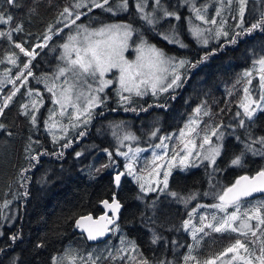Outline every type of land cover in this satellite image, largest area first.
I'll return each mask as SVG.
<instances>
[{
    "label": "trees",
    "instance_id": "trees-1",
    "mask_svg": "<svg viewBox=\"0 0 264 264\" xmlns=\"http://www.w3.org/2000/svg\"><path fill=\"white\" fill-rule=\"evenodd\" d=\"M180 1L160 0L158 12L153 15L156 24L151 26L141 19L135 7L136 0H129L128 10L120 12H108L103 8H92L91 11L88 7L76 8L80 0H14V4L0 0V13L5 18L8 15L13 17L8 23H0V32L11 34L10 38L8 35L0 36V100L2 96L8 97L13 92L10 87L18 70L16 65L22 67L27 60L16 44L32 50L35 43L44 44L48 41L44 39L46 35L52 37L75 20L78 13L81 15L76 23L91 26L130 23L138 30V35L142 34L150 43L164 48L167 55L196 64V67L186 64L181 69V87L161 95H131L129 103L121 104L117 88L112 87L110 101L108 97H102L105 103L93 111L88 126L83 125V128H77L53 143L52 134L45 125L55 106L48 88L51 75L59 64L56 56L61 53L62 42L68 36L70 27H65L59 36L50 40L43 51L44 64L41 58L36 62L35 77H41V80L34 81L30 88L27 83L18 88L19 91L0 115V124L5 125L0 129V264H53L54 258L68 256L82 257L83 260L78 259L77 264H90L89 254L96 264H143L144 260L148 264H159L160 261L165 264H185L186 255L194 256L203 264L219 256L228 244H233L228 236L229 231L218 233L205 229V233H196L193 238L191 227L185 230L182 225L184 220L189 219L193 209H196L194 213L201 216L202 209H209L210 205L218 203L215 194L231 186L238 177L253 176L264 169V156L250 152L243 155L241 166L231 165V160L244 152L246 143L264 137V111L258 110L249 120L240 107L243 91L240 90L235 98H230L227 89L228 82L234 76L251 69L253 61L264 56V30L256 29L251 34L238 37L236 44L228 43L242 28H248L261 19L264 15V0H247L242 28L237 27L241 24L240 16L236 15L239 10L237 0H232L230 6L224 5L219 21L224 24L222 31L227 32L228 36L221 35L210 39L206 45L197 46L191 33H187L186 39L191 40L188 51L159 37L160 32L166 33L164 25L183 24L185 28L186 24L190 27L189 21L195 24L192 9L190 12L187 10L188 2L185 3L186 8L182 9ZM116 2L109 0L108 6H114ZM148 4L157 9L155 0H148ZM65 8L70 10L71 16L67 13L61 15ZM179 8L181 12H188L187 21L181 22L183 16L177 13ZM164 9L175 12L180 19L165 17ZM83 14L85 16L82 17ZM17 27L22 30L16 31ZM212 52L215 54L208 56L207 60L196 63ZM13 54L15 64L9 60ZM40 64H43L42 67H39ZM43 77H47L45 81ZM254 79L256 83L257 77ZM30 89L39 95L29 96L27 93ZM214 94L218 105L229 106L227 111L221 113V120L215 114V109L206 120L204 115L210 105L208 100ZM41 97L43 103L39 105L38 111H34L31 101H39ZM23 105H28V114H25ZM198 107L201 111L196 114L195 109ZM135 112L146 119H152L155 115L173 119L165 122L155 120V123L142 130L137 124L130 123ZM237 112L241 115L237 116ZM33 114L37 117L35 125L31 121ZM196 115L204 119L198 130L200 139L205 133L210 134L213 128L223 133L219 140L221 155L216 158L214 165L193 160L187 167L175 168L164 191L142 192L141 181L127 174L119 186L115 185V175L120 171L126 172L128 160L117 155V149L125 152L126 148L113 135L114 131H118L121 137L125 132L142 137V147L156 146L161 137H171L166 140L171 150L178 148L173 143L179 140L178 134L186 122ZM241 120H244L243 127L239 126ZM153 131L159 135L157 141L153 136V139H147ZM81 132L85 134L80 136ZM69 142L71 146L64 148L63 145ZM127 142L124 141L123 145ZM253 147L259 149L262 146L256 143ZM105 149L112 153L111 161ZM45 151L49 154L40 155L39 162L31 159ZM60 152L63 156L53 154ZM77 152L82 155L77 157ZM106 164L110 166L103 167ZM45 177L47 182L41 183ZM25 192L27 195H24ZM172 192L177 193V196H172ZM113 195L122 205L120 218L106 241L90 243L79 232L75 221L84 215L102 214L101 203L104 200L111 202ZM5 202H8L7 207H2ZM261 202H264V195L244 200L242 204L253 206ZM232 211L234 207L230 206L227 212ZM215 214L219 217L224 213L217 210ZM263 229L264 225H261L255 230V237L250 234L247 238L239 239L251 250L252 246L257 245L259 251L260 242L264 239L261 236L264 234ZM13 235L18 237L15 241L11 239ZM154 236L160 237L156 243L152 242ZM196 260H190L188 264H196ZM64 264H69V261L65 259Z\"/></svg>",
    "mask_w": 264,
    "mask_h": 264
},
{
    "label": "snow or ice",
    "instance_id": "snow-or-ice-1",
    "mask_svg": "<svg viewBox=\"0 0 264 264\" xmlns=\"http://www.w3.org/2000/svg\"><path fill=\"white\" fill-rule=\"evenodd\" d=\"M9 4H14V0H7ZM187 2V0H185ZM247 0H239V15L241 19V24L237 27L242 28L243 17L245 12V5ZM157 8L160 7V0H155ZM228 3H231V0H228ZM146 0H136L135 7L140 14V17L148 25L154 26L156 21L151 13L145 12ZM109 0H80L76 3V8L88 7L89 11L92 8H103L108 12H120L127 11L129 7V0H117L114 6H108ZM193 12L195 13L196 19L202 21L204 24H215L216 20H209L206 18V15L202 14V9L193 7ZM67 13L69 16L72 15L68 8L64 9V12L61 13L63 16ZM165 17H175L176 20L180 19V16L175 12H169L166 9L163 10ZM217 15H220V10L217 9ZM80 13L76 14V19L72 20L71 23L75 24L76 20L80 18ZM13 17L8 15L5 18L3 13H0V23H8ZM191 28V35L197 37L198 39L204 36L205 31H210V29H203L199 25L192 24L189 21ZM68 25L66 24L65 27ZM261 29L264 30V15L261 16V19L256 23L252 24L248 28H242V31L237 32L228 43L236 44L237 38L251 34L254 30ZM16 31H21L20 27L15 29ZM134 32H138L137 29H134L132 25L127 23H118V24H106L99 28L89 29L84 25H78L75 35H69L67 42L61 45L63 48V54L61 59L66 62L65 67H60L58 73L60 76H65L66 73L71 74V81L68 79L65 80L66 86H61L59 96L54 99V103L60 106V116H64L68 106H71L73 109V114L69 115V124L75 128L78 126L79 122L87 124L92 118V109L97 107L100 104L105 103V99H102L98 93H103L104 89L113 84L112 79H106V74L112 73L113 70H116V83L119 87L117 89V96L119 97V102L121 104H126L131 101V95L135 94L136 96H143L151 91L153 96L158 95V93L168 92L169 89H175L182 86L181 75L177 71L179 68H183L186 64H190L191 67H196V64H191L190 61L186 59H177L174 56L167 55L163 49L158 48L154 44H149L147 40L144 39L143 35H139L140 43L136 45L135 52L136 57L134 60H129L125 57L124 53L129 49L130 44L129 40L132 38ZM8 35L10 33L0 32V36ZM165 41H168L173 44H178L180 47H186L183 44L178 34L175 31V28L172 27L167 33L160 34ZM221 35L228 36L227 32L222 30H217L216 37L219 38ZM45 41L51 39L50 36L44 37ZM203 44H207V39H202ZM16 47L20 49L25 56L29 57L28 63L23 65L24 69H27V75L25 76L23 72L20 73L22 77V83L27 82V78L32 76L33 73L29 65L31 64V59L34 58L37 53L35 51L26 50L21 44H16ZM37 47H42V45H37ZM215 52L208 53L196 63H202L204 60L208 59V56L214 55ZM11 63H16V58L13 56L9 57ZM258 73L259 76V97L254 99L252 97L251 90L249 87L244 88V97L240 102V107L243 108V115L249 120L254 116V114L259 111H264V56H261L259 59L253 61V67L251 69L245 70L243 72V77L247 80V84H252L253 73ZM115 75V74H114ZM91 77L93 81H98V87L95 89L92 88L91 84H87L86 78ZM55 79V78H54ZM77 82H83L87 84L88 94L86 95L84 91L76 90L78 88ZM55 85L48 88L49 92L53 93V96L56 97V92L53 91ZM19 89H15L8 97L5 99L3 107H0V115L3 114L4 108L7 107L8 102L11 101L12 97L16 95ZM129 93L128 96H125L123 93ZM29 96L39 95L38 93H33L30 89L27 93ZM174 98V97H173ZM43 103L42 97L39 101L32 100L31 107L34 111L39 110V105ZM25 109V114L27 113L28 105L22 106ZM127 110V109H126ZM135 111V109H132ZM201 109L198 107L195 109V113L199 114ZM207 114V113H205ZM56 113L50 111L48 120L45 121L48 131L52 134L53 143L57 142L60 137L55 134L56 129H61L65 134L67 133V128L61 124L60 121L55 120ZM237 116L241 113L237 112ZM81 117L83 120L81 121ZM32 124L35 125L37 122V117L35 114L31 116ZM75 121V122H74ZM197 120L190 119L189 122L185 125V129L180 131L181 143L183 148L181 152H176L173 150L172 159L167 162V169L163 172V180L158 179L160 172L158 169L161 165L156 164V161L163 159L161 155L153 152L152 172L149 173V179L144 183H140V189L142 192L156 191L157 189L152 187L153 179H155L156 185L163 184V188H160V191H164L168 186V178L170 175V169L174 166L187 167L190 161V157L195 155L199 157L201 161H207L211 164L216 163V158L221 155L222 145L217 143H212V137H217V140L222 139L223 133L218 132L216 128L212 129L211 136L205 133L202 137L201 142L197 145L196 140L192 137L199 136L197 130ZM241 127L244 126V120L240 121ZM5 125L0 124V129L4 128ZM119 128V126H116ZM158 131V130H157ZM85 133H79L80 136H83ZM113 135L117 137L121 144L124 141H133L137 137L131 132H125L121 137L118 134V131H114ZM157 135L156 131L151 133V136L155 137ZM188 139H184L185 137ZM161 143L156 145V148L167 149V145L164 143L165 140L171 139V137H161ZM259 143L262 147L257 149L253 147L254 144ZM71 146V142L63 145L64 148ZM199 148L200 151L193 152L194 149ZM111 161L112 153L108 152L107 149L104 150ZM144 151L140 148L133 149L129 146L127 152H120L117 149V155L124 156L127 160L132 161L136 159L138 153ZM245 152H250L253 155L264 156V137H260L258 140H253L244 145V152H241L240 155L236 156L231 160V165L241 166L242 157ZM46 151L44 153L38 154L37 156H32L31 159L39 162L40 155H48ZM57 156H63V153H53ZM131 154V155H130ZM81 152H77L76 156H81ZM173 161H176L177 164H174ZM35 167V165H32ZM110 165H104L103 167H109ZM126 172L117 173L114 177V183L116 186H119L121 183V177L125 174L135 175V169L131 162L125 164ZM27 171V169L25 170ZM99 171V170H97ZM215 171V169H214ZM138 182L144 181L145 178L141 175L135 176ZM46 177L42 178L41 183H45ZM147 184V187H146ZM254 193H264V169L257 172L254 176H241L235 181L230 187L222 189L221 193L215 194L218 199V203L212 204L209 207L219 210L221 213H224L222 216H217L215 213L211 216V221L205 223L208 219L207 216L201 215L200 227H196L192 224L191 217L196 209H193L192 213H189V219L183 221V228L188 230L191 227L193 238L196 237V233H205V229H211L214 232H237L242 235H248L251 233L253 237L256 236V231L253 229L250 221H257L256 228H259L261 225H264V215H262V210H264V202L259 203L257 206H254L250 209H246L241 212L242 201L251 197ZM27 195V192L24 193ZM172 196H177V193L172 192ZM208 195V193H205ZM194 197H189L192 199ZM7 203L2 207H7ZM105 209H110L112 215L109 216L107 213L99 217V219H93L91 215L81 216L75 221L77 228L82 229L87 232V238L89 240H95L98 237H102L106 232L112 231L109 228V225L114 224V219L120 211L121 205L120 202L113 195L111 203L108 200L103 202ZM229 205L234 207V211L231 213L227 212ZM2 214V213H0ZM238 223V227L234 224ZM18 237L13 235L11 239L15 241ZM160 237L154 236L152 242L156 243ZM255 243V241H253ZM39 246V245H38ZM135 249V245H132ZM190 251H191V246ZM243 250L246 255H241L240 250ZM227 253H232L230 260L226 261V264H233L234 261H240L242 264H264V239L260 242L259 255H256L245 243L240 239H237L234 244L225 249L224 253H221V256L226 255ZM67 259L69 264H77V260H83L82 257L78 258L76 256H68L61 258H54L53 264H64V260ZM134 259V257L132 258ZM215 259H208L203 262V264H216ZM190 260H196L194 256L186 255L184 257L185 264H188ZM90 264H96L95 260L91 259V254H89ZM143 264H148L147 260L143 261ZM159 264H165L164 261H160ZM196 264H201L199 260H196Z\"/></svg>",
    "mask_w": 264,
    "mask_h": 264
},
{
    "label": "rangeland",
    "instance_id": "rangeland-1",
    "mask_svg": "<svg viewBox=\"0 0 264 264\" xmlns=\"http://www.w3.org/2000/svg\"><path fill=\"white\" fill-rule=\"evenodd\" d=\"M187 2H188V5L191 8L189 6H187V5H185V3H186L185 0H182V1H180L181 8L182 9H185L186 6H187V10H188V12H190L191 9H193V7L200 8V9H202V14L206 15V18L207 19H209V20L215 19L216 20V23L215 24H204L202 21L197 20L196 19V16H192V20H193V17L195 18V21H196L195 22V25H199L203 29H210V31H205L204 36L202 38H200V39H198L197 37H194L193 35H191L192 40L195 42V44L197 46L205 45V44L202 43V39H207L208 40V43H209L210 39H215L216 38V32H217V30L218 29L219 30H222L223 29L224 24L221 23V20L219 21V15L216 14L217 13V9H219L220 10V13H221V11L223 9V6L224 5L230 6V3H228V0H187ZM224 2H226V3H224ZM213 3H214V5L212 6ZM237 3H238V8H239V0H237ZM211 6H212V9H211V11H209V9L211 8ZM178 10H179V12H177V13L178 14L179 13L180 14L182 13L181 15L183 16V20L181 22L187 21L188 18H189L188 12L187 11L181 12L180 8ZM145 12L146 13H151L152 15H155V12H158V8L157 9H154L153 6H150L148 4V0H146ZM193 15H195L194 12H193ZM236 15H239V10L237 11ZM83 16H85V14H83L82 17ZM118 23H126V22H115V23H111V24H118ZM127 24H130V23H127ZM78 25H84V26L88 27L89 29H95V28H99V27L103 26V25H101V26H98L97 27V26L88 25L86 23L84 24V23H76V22H75V24L69 23L68 26H67L68 28L70 27L68 36L70 34L71 35H75L76 34L77 26ZM104 25H106V24H104ZM182 25L183 24H180L178 26H175L174 24L164 25V30L167 33L172 27H174L176 33L178 34V37H179L180 41L183 44H185L186 47H180L178 44H173V43H170L168 41L167 42L169 44H172V45L180 48L181 50L188 51V50H190V44H191L190 41L191 40H187L185 35L187 33H191V31H190V27H188L187 24H186V27L185 28H183ZM64 28H61L58 32H56L51 37V39H49L46 43H44V44H42L41 42L35 43L34 46L32 47V50H28V51H35L37 53V55L34 58L31 59V64L29 65V67L31 68V71L33 73L32 76H29L27 78V82L26 83L29 85V88L32 87V84L35 83L34 81L41 80V77H35L36 76V69H37V67H36L37 59L41 58V61L44 64L45 57L43 56V51L45 50V48L47 47V45L50 43V40H52L55 37L59 36L62 33V31H63L62 29H64ZM160 34H161V32L159 33V37L162 38V36ZM68 36L62 42V45L67 42ZM144 39L146 40L145 37H144ZM147 42L149 44H152L149 41H147ZM139 43H140L139 35L137 34V32H134L132 38L129 40L130 47L124 53V55H125L126 58H128L129 60H134L135 59V57H136L135 47ZM37 45H42V47H37ZM155 45L158 48H161L165 52H167L164 48L158 46L157 44H155ZM63 51L64 50L62 48L60 55L58 56V54H57V56H56L57 57L56 58L57 59V63H59V64L57 65L56 69L52 73L51 79H50V83H49V86L50 87H52L53 85H55V88L53 89V91L56 92L57 96L56 97L53 96V99H56L59 96V92H60L61 86H66L65 85V80L66 79H68L70 82H72L71 81V74L70 73H66L65 76H60L59 73H58V69L60 67H65L66 66V62L61 59V56L63 54ZM171 54H174V53H171ZM28 61H29V57H27L26 63H28ZM43 64H40L39 67H42ZM16 69H18V70L16 72V76L14 77V79L11 82V87H10L11 89H10V91H14L17 88H21V86H23V84H25V83H22V77H20V78H18V77L20 76V73L21 72H23V74L26 76L28 70L27 69H24L23 66L20 67V64L16 65ZM181 69L182 68L177 69V71L179 72V74L181 72ZM242 74L234 76L233 79H231L228 82L229 88H227V89L230 91L229 97L230 98H235L236 96L239 95L240 90L243 91L244 88L247 86L251 90L252 97L254 99H258L259 92H260L258 73H256V72L253 73V78H252V84L251 85H248L247 84V80L243 77ZM116 75H118V73H116V70H113L112 73L106 74V77L105 78L106 79H112L114 82H113V84L107 86L104 89V92L103 93H98V95H100L101 98L105 96V97H108V101H110V99H111L110 89L112 87H116L118 89L119 85H118V83H116V79H115ZM255 76L257 77V82L256 83H254ZM46 78L47 77H43L42 79L45 81ZM86 81H87V84H91V86H92L93 89H95L96 87L99 86L98 85V81H93L91 77H87L86 78ZM77 83H78V88L76 90L84 91L85 94L87 95L88 94L87 84H84L83 82H77ZM182 84H183V82H182ZM172 90L173 89H169V91H172ZM148 93H151V91L149 90ZM243 93H244V91H243ZM123 94L125 96H128L129 95V93H127V92H125ZM161 94L162 93H158V95H161ZM52 95H53V93H52ZM132 95H135V94H132ZM6 97H7V95L2 96V98L0 100V107H3V105L5 103ZM208 101L210 102V105L207 106V112H206L207 114L204 115V117L206 118V120L209 118L208 115L210 114V112L212 110H214V109L216 110L215 111V114H217L218 117H219V120H221V116H220L221 113L227 111V106H229V105H227V104L218 105V99H217V97H216L215 94L214 95H211V98ZM99 106L100 105H98L97 107H99ZM97 107H95L94 109H92V117H93V111ZM242 110H243V108H242ZM52 112H55L56 113L54 119L60 121L61 124L67 128V133L66 134L61 129H56L55 130V134L58 137H60V140L63 139L64 137L68 136L72 131L76 130L77 128H80L81 129V128H83V127H81L83 125L88 126L90 124L91 120H92V118H91L90 122L87 123V124H84L82 122H79L78 123V126L75 127V128H73L69 124V119H68L69 115H72L73 114V109L71 108V106H68L67 107V110H66L64 116H60V106L58 104H55ZM133 115H134V117L130 120V123L131 124H137L142 130L147 129L152 123H155L154 122L155 120H161L162 122H165V121H168L169 119H173L170 116L166 118V117H164L162 115H158V116L155 115L152 119H149V118L146 119V118H142L140 116H137V115H140V114H138V112H135ZM192 115H194V113ZM190 119L197 120L196 127H197V130H199V127L202 124V122L204 121V119L203 118H198L197 115L191 117ZM82 120H83V117H81V121ZM189 120L186 122V124L189 122ZM183 129H185V126H184ZM179 134H180V132H179ZM179 134H178L179 140H177V141H175L173 143V146H176L177 145L178 148H173L171 150H169V147L166 144V140L164 141V143L167 145V149L166 150L163 149V148H156L155 146H153V147H142L140 145L141 140H143L142 137H140V138L137 137L136 140L128 141L125 145L121 144L122 147H125L126 148V151L125 152L128 151L129 146L132 147L133 149L140 148V149H143L144 150V151H142V152H140V153L137 154L135 160H132V161H129L128 160V162H127V163L131 162L132 165H133V167H134V169H135V175H133V176H136V175L143 176L145 178V180L144 181H141V183H144L145 181H147L149 179V173L152 172V164H151V162L153 160V152H155L158 155H161L163 157V159L156 161V164L161 165V167L158 169V171L160 172V176L158 177V179H160L162 181L163 180V172L165 170H169V169H167L166 165H167V162L172 159L173 150H175L176 152H181V150L183 148V144L180 142L181 141V138H180V135ZM208 135L211 136V133L208 134ZM163 137H166V136H163ZM148 138H152V136H148L147 139ZM154 138H155L154 140L157 141L158 138H159V135H156ZM188 138L189 137L186 136L184 139H188ZM192 138H194L196 140L197 145H199V143L201 142V139L198 136H194ZM160 143H161V141L159 142V144ZM212 143L213 144H217V143L221 144L220 141L217 140V137H215V136L212 137ZM195 151H200V149L197 147L196 149L193 150V152H195ZM193 160L201 161L200 158L199 157H196L195 155H193L192 157H190L191 163H192ZM173 163L174 164H177L176 161H173ZM177 167H179V166H174V167H172L170 169V175H169V178H168V185H169V179L171 177V174L173 173L172 171L175 168H177ZM146 187H147V184H146ZM152 187H154L156 189H160V188H163L164 186H163L162 183L160 185H156L155 179H153ZM250 205H252V204H250ZM250 205L246 206V205H243L242 204L241 205V209H244L243 211H245L246 209H250L251 207L257 206L258 204L257 205H253V206H250ZM230 206L231 205H229V207ZM210 208L211 207H209V209H207V207H205L201 211V215H205V216L208 217V219L205 221V223H208L209 221H211L212 214L217 212V209H210ZM227 211H228V209H227ZM243 211H241V212H243ZM198 214L199 213H194L193 216L191 217L192 224L195 225L196 227H200L201 226L200 225V220H199L200 216ZM250 223L253 226V229L256 230L257 229L256 228L257 221H255V223H253V220H252V221H250ZM234 226L238 227V223L237 224H234ZM229 232L230 233L229 234L227 233V234L232 239L233 244L235 243V241L237 239H239V238H247L251 234V233H249L248 235H242V234L237 233V232H233V234L231 233V231H229ZM263 232H264V229H263ZM197 233H200V232H197ZM110 234H111V231H110ZM233 235H238V237H235L234 238ZM261 236L264 237V234H261ZM231 245L232 244H228V246L225 249H227ZM257 248H258L257 245L252 246V249H253L252 251L256 255H259V251H258ZM224 252L225 251H223L222 253H224ZM240 254L241 255H246V253H244V251L242 249L240 250ZM121 255H123V253H121ZM232 255H233L232 253H227L224 256H221V255L217 256V257H219V259L216 260V264H226V261L230 260L231 257H232ZM233 264H242V262H240V261H234Z\"/></svg>",
    "mask_w": 264,
    "mask_h": 264
},
{
    "label": "water",
    "instance_id": "water-1",
    "mask_svg": "<svg viewBox=\"0 0 264 264\" xmlns=\"http://www.w3.org/2000/svg\"><path fill=\"white\" fill-rule=\"evenodd\" d=\"M120 172H123V171H120ZM120 172H119V173H120ZM242 176H244V175H242ZM247 176H249V175H247ZM253 176H254V175H253ZM240 177H241V176H240ZM240 177H238L237 179H239ZM250 177H251V176H250ZM122 179H123V176L121 177V182H122ZM237 179H236V180H237ZM120 184H121V183H120ZM229 187H230V186H229ZM263 194H264V193H254L251 197H249V198H247V199H252V198H255V197H257V196H261V195H263ZM109 203H111V202L109 201ZM120 205H121V204H120ZM101 206H102V208H103V213H102V214H100V215H98V216H94L93 214H88V215H91V216L93 217V219H99V217L105 215V213H107L109 216L112 215L111 210H110V209H105L103 203H101ZM121 210H122V205H121V208H120L119 213L117 214V216H116L115 219H114V224L109 225V228L112 229V228L116 225L117 221H118L119 218H120ZM84 216H87V215H84ZM78 230H79L80 233H82L83 235H85V237L87 238V232H85V231H83L82 229H79V228H78ZM109 235H110V231L106 232L104 236H102V237H98V238L95 239V240H89L88 238H87V240H88L90 243H95V244H96V243H102V242L106 241V240L109 238Z\"/></svg>",
    "mask_w": 264,
    "mask_h": 264
}]
</instances>
